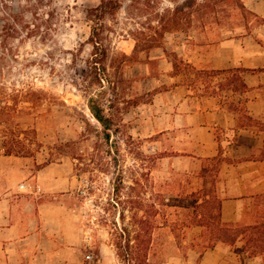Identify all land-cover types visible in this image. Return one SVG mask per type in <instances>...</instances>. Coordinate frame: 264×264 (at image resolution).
<instances>
[{"label":"rangeland","instance_id":"obj_1","mask_svg":"<svg viewBox=\"0 0 264 264\" xmlns=\"http://www.w3.org/2000/svg\"><path fill=\"white\" fill-rule=\"evenodd\" d=\"M100 1L0 0V154L79 180L72 205L87 264H124L117 245L125 248L127 239L138 246L135 264H194L206 246L229 243L209 234L210 184L194 165L172 166L164 137H145L146 103L166 88L165 75L204 86L187 57L207 64L212 45L250 33L264 19L242 0H120L103 21L109 81L98 83L88 65L86 13ZM13 12L20 13L15 21ZM222 78L208 77L207 90L218 93ZM90 97L111 124L109 139ZM243 122L264 129L261 121ZM202 198L208 202L198 205Z\"/></svg>","mask_w":264,"mask_h":264},{"label":"crops","instance_id":"obj_2","mask_svg":"<svg viewBox=\"0 0 264 264\" xmlns=\"http://www.w3.org/2000/svg\"><path fill=\"white\" fill-rule=\"evenodd\" d=\"M242 2L264 19V0ZM206 56L204 65L197 57L188 56L187 62L196 70L254 69L241 74L248 89L240 94L217 88L212 95L205 86L194 89L186 84L181 74L165 75L166 88L146 103L151 131L145 137H164V150L172 144L167 159L179 170L194 165L199 175L206 160L223 159L216 177L221 222L231 226L263 222L264 129L243 121L264 123V24L212 45ZM78 183L49 164L32 169L25 157L0 154V264H87L86 237L72 205ZM244 243L241 237L232 246L218 243L193 262L264 264V252L250 256L234 250Z\"/></svg>","mask_w":264,"mask_h":264},{"label":"trees","instance_id":"obj_3","mask_svg":"<svg viewBox=\"0 0 264 264\" xmlns=\"http://www.w3.org/2000/svg\"><path fill=\"white\" fill-rule=\"evenodd\" d=\"M120 7V0H101L98 5L88 9L86 13L87 18L92 23L91 32L89 35V41L92 45V54L90 59L88 60V65L91 69V72L93 73L94 78L98 81V83H101V81L104 79H106V81H109L107 78L108 75L105 66L107 51L102 43L101 38L104 30L103 21L107 15L114 14L115 12H117V10L120 9ZM19 15V12H13L11 14L12 21H15V19L18 18ZM186 65L193 69L195 74L200 71L204 74L202 82H204L203 84L206 89H209V86H207V84L209 83V80L207 82L208 77L211 78L216 76H222L223 82H220V84H218V90L231 89L233 93L240 94L248 89L241 77V74L244 72H254V69H246L241 67L196 70V68H194L191 64L187 63ZM208 92H210V94L212 95L216 94L214 91ZM88 107L92 116L103 125L104 134L106 138L109 139L110 134L108 131L111 127V124L108 118H106V116L104 115L103 110L97 105V101L94 97H90L88 99ZM240 110L244 111L243 106L240 107ZM246 117L249 118L248 116ZM254 121L260 125H263L258 120ZM5 154L10 155L11 153L6 152ZM260 158L264 159V147L261 150ZM222 160L223 159L221 158L215 157L212 159H208L206 160V164L204 163V165L199 171V176L203 178L204 186H206L207 183L210 184L209 192L211 194V202L213 203V207L215 208V212L213 213L209 211V209L208 211L206 210L208 212V216L205 218L206 220H208V226L210 225L209 234L214 240L228 242L231 246L234 244L236 239H238L239 237L243 238L245 240V243L241 249L234 248L236 252L247 251L250 256L264 252V221L251 223L246 226H231L229 224H224L221 222V200L216 194V177ZM208 199L202 198V201L199 202L198 205H201L203 202H208ZM138 236L139 235H137L136 232V239L138 238ZM126 241L127 246H125V248L121 249V243L117 245V247L120 248L121 259L124 261V264H135V260L138 257V246L135 243L130 245L129 239H127ZM214 246L215 245L210 244L204 248V251L206 249L213 248Z\"/></svg>","mask_w":264,"mask_h":264},{"label":"built area","instance_id":"obj_4","mask_svg":"<svg viewBox=\"0 0 264 264\" xmlns=\"http://www.w3.org/2000/svg\"><path fill=\"white\" fill-rule=\"evenodd\" d=\"M90 256L88 255L87 258H89Z\"/></svg>","mask_w":264,"mask_h":264}]
</instances>
